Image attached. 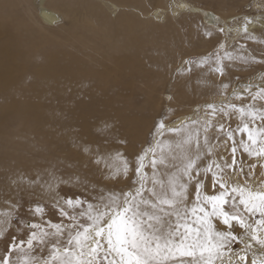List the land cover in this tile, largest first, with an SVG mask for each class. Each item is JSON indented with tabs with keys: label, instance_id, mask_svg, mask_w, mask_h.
Returning <instances> with one entry per match:
<instances>
[{
	"label": "bare ground",
	"instance_id": "6f19581e",
	"mask_svg": "<svg viewBox=\"0 0 264 264\" xmlns=\"http://www.w3.org/2000/svg\"><path fill=\"white\" fill-rule=\"evenodd\" d=\"M236 4L214 11L190 0H0V235L23 197L58 205L84 225L69 255L77 229L49 219L0 264H68L65 256L98 264L99 246L107 264H254L225 248L233 221L220 199L223 184L236 198H264V148L239 124L251 91L262 97L249 85L264 80L236 83L239 53L223 52L237 35L264 34V0L254 2L257 19L231 25L238 13H226ZM182 15L190 27L179 24ZM199 15L208 27L199 29ZM203 38L205 48L220 38L227 65L195 84L188 68L171 94L182 48ZM165 60L173 68H162ZM162 103L168 111L150 143ZM55 186L86 198L67 204Z\"/></svg>",
	"mask_w": 264,
	"mask_h": 264
},
{
	"label": "rangeland",
	"instance_id": "374dc122",
	"mask_svg": "<svg viewBox=\"0 0 264 264\" xmlns=\"http://www.w3.org/2000/svg\"><path fill=\"white\" fill-rule=\"evenodd\" d=\"M196 4H199L200 6H209V8L213 9L214 11H217L220 9L222 4L225 2V0H190ZM237 4L234 7L233 11H229L226 13L227 15L238 13L237 19L230 22L231 25H234V23H240L244 19V15H249L257 19V14L261 13L259 11L260 9L254 8V2L255 0H246L245 2L241 0H236ZM219 2V4H218ZM243 4V5H242ZM167 18V16L165 17ZM162 18V21H166L167 19ZM193 20L197 22V25H199V29H202V27L209 26L208 23L205 21V18H202L201 15L198 17H193ZM238 21V22H237ZM179 24H184V18L183 15L181 17H178ZM190 27L186 24H184V28ZM178 28V27H177ZM168 31V29L163 28L159 30V33H157L158 37ZM218 32L220 34V37H225V35L218 29ZM232 34L229 33L228 37L230 38ZM153 37L152 39H154ZM199 39V38H198ZM256 39L264 41V34L263 33H257V34H251V33H242L240 35L235 36L233 39V42H230L228 44V47L223 50V52L232 51L235 50L239 53L238 58H236V65L237 69L236 72L233 71V77L234 81H237L236 83L242 84V82L248 80L251 75L257 76L259 74V80H264V49H262V44L255 41ZM213 40V39H212ZM220 40H216L215 42H211L209 38H207V43L209 47L205 48L201 45L200 42L204 43L205 39L203 38L202 41L197 40L200 44L197 46L192 45L190 48L185 47L182 48V52L184 53L187 51V57L185 59L183 58L181 60V64L175 66V69L173 71V77L171 79L173 83V88L171 91V94L174 95L176 85L179 84L180 75L182 72L186 71L188 68V75L190 73L191 79L190 83L193 81H198V75L199 77H204L203 74L206 72L208 74L209 72V79H213L215 76L214 72H212L215 68L218 69L225 67L227 65L226 61L227 59L224 57L222 58V53L220 48L218 49L217 42ZM152 42L150 43V45ZM157 44V43H156ZM162 68H173L174 64H170L169 60H165L161 62ZM208 71V72H207ZM214 76H212V75ZM211 75V76H210ZM213 77V78H212ZM164 78H166L164 76ZM207 78V79H208ZM193 79V80H192ZM236 79V80H235ZM185 82V81H184ZM253 82V80L251 81ZM166 84L167 80H166ZM183 84L180 83V86L182 87ZM250 88L255 87V90L262 94V97L259 96V94H255V92L252 90L251 94L249 95L251 98L248 99L247 103H245V106H247L248 110L244 111V117L241 116L240 122L242 125H247L250 131H254L257 134V137L260 139L258 140V146L264 148V111L261 115L257 116L259 121H254V123L249 122V114H253L254 112H258L264 108V103L262 101L264 100V85L254 86L252 84L249 85ZM246 95V97H249ZM256 97H259V100H256ZM164 106L163 110H161L157 113H160V116L156 118L153 122V128L149 131V142L151 143L154 137V131L159 130L160 122L162 119L166 117L168 107H165V103L161 105V107ZM253 108V109H252ZM254 108H259L254 109ZM261 116V117H260ZM256 118V117H255ZM261 120V121H260ZM239 124H233L239 125ZM259 126V127H258ZM235 127H231V130H235ZM238 132V130L236 129ZM262 132V133H261ZM166 132L162 134V138H159L157 143L162 141L165 138ZM204 139V137H202ZM219 142V141H218ZM157 156V153L154 157ZM251 182V179H250ZM53 193H58L63 200L68 204H72V201H76L79 203H82L85 200V195L82 191H73L71 190H65L64 187H62L63 193L61 194L58 192L57 187H51L49 189ZM59 190H61L59 188ZM220 191L222 192L220 199H222L221 203L225 209L226 212H228L229 217L233 221V228L231 227L228 232V238L230 243L226 242V249L229 250V252H234L237 255V258H239L240 254L245 253L249 259L248 262L252 261L254 264H264V234H262V230H264V198L257 199L255 198L254 202L251 203L249 197L247 196V193L242 191H237V198L236 196L229 193L228 185H221ZM26 199V200H25ZM129 197H127L126 200H128ZM22 205L21 207H14V211L12 212V215L9 219L10 226L8 227L7 231H5V234L2 236L0 235V262L2 260V257L4 254H7L8 252L10 254H13V252L20 251L22 252L24 248L22 246L26 247L28 245V242L26 240L29 239V236L37 231V229H40L39 225L41 223V226L47 225L49 223V219L53 220H64L66 218L67 222L71 223L72 229H77L76 232L71 236L70 240L68 241L67 245V251L64 255H69L71 250V246H73L75 235H79L81 233L84 225L82 224V221H75L74 217H69L68 214L64 210H62L58 205H53L51 202L43 201L41 199H33L32 197L21 198ZM233 206V207H232ZM235 206V207H234ZM233 208V209H232ZM235 210V212H234ZM236 214V215H231ZM31 223V224H30ZM77 227V228H76ZM235 227V228H234ZM41 230V229H40ZM228 230V228L226 229ZM248 235L250 239V243L247 242L244 239V236ZM69 246V247H68ZM71 247V248H70ZM231 248V249H230ZM97 257H98V264H107L108 263V257L109 253L102 250L99 246L97 249ZM136 252H131L132 255H136ZM19 254V252H18ZM138 254V253H137ZM32 255V254H31ZM35 257L34 259L36 258ZM107 256V257H106ZM137 256V255H136ZM145 257L141 256L139 259L144 261ZM147 260V259H146ZM65 261L68 264H71V258L70 256H65ZM136 261V259L133 257L131 262ZM50 264V263H47ZM147 264H163L161 261L156 260L154 258L148 259ZM173 264V263H170ZM180 264V263H178Z\"/></svg>",
	"mask_w": 264,
	"mask_h": 264
}]
</instances>
